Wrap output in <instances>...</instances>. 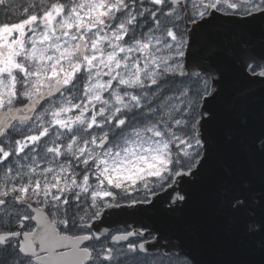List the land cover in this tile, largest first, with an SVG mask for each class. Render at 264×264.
<instances>
[{
	"label": "snow or ice",
	"instance_id": "obj_1",
	"mask_svg": "<svg viewBox=\"0 0 264 264\" xmlns=\"http://www.w3.org/2000/svg\"><path fill=\"white\" fill-rule=\"evenodd\" d=\"M257 164L264 0H0V264L264 252Z\"/></svg>",
	"mask_w": 264,
	"mask_h": 264
},
{
	"label": "water",
	"instance_id": "obj_2",
	"mask_svg": "<svg viewBox=\"0 0 264 264\" xmlns=\"http://www.w3.org/2000/svg\"><path fill=\"white\" fill-rule=\"evenodd\" d=\"M217 139L218 142L223 143V136L219 132ZM217 171H220L219 167ZM249 178L258 190L264 188V176L261 174L259 164L250 172ZM214 223L217 226L214 234L211 237L203 236L196 250L203 264H237L241 260L261 264L264 261V252L257 249L254 242L241 245L226 236L223 231L225 221L222 216H217Z\"/></svg>",
	"mask_w": 264,
	"mask_h": 264
}]
</instances>
